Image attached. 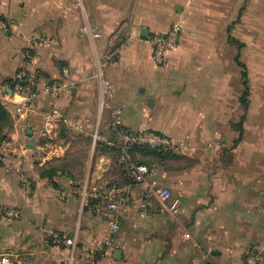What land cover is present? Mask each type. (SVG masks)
I'll return each instance as SVG.
<instances>
[{"label":"crops","instance_id":"obj_1","mask_svg":"<svg viewBox=\"0 0 264 264\" xmlns=\"http://www.w3.org/2000/svg\"><path fill=\"white\" fill-rule=\"evenodd\" d=\"M0 16L15 21L0 34V102L13 119L0 147V207L18 212L0 218V251L16 250L31 264H241L254 252L264 258V0H83L82 10L70 0H0ZM172 23L181 27L178 45L156 65L148 37ZM117 31L126 42L105 69L110 104L121 109L127 130L171 140L169 154L137 162L158 163L159 182L180 203L174 215L155 199L141 216L139 186L130 184L115 247L92 263L108 213L90 195L129 182L117 153L90 137L94 130L108 136L110 110L100 116L95 75L117 46L110 44ZM33 35L43 43L27 69L40 96L23 108L24 96L7 82ZM65 71L75 89L44 95ZM53 107L82 129L62 128L48 140L44 113ZM67 238L74 249L61 243Z\"/></svg>","mask_w":264,"mask_h":264},{"label":"built area","instance_id":"obj_2","mask_svg":"<svg viewBox=\"0 0 264 264\" xmlns=\"http://www.w3.org/2000/svg\"><path fill=\"white\" fill-rule=\"evenodd\" d=\"M71 5L79 10L83 9V0H70ZM15 25L12 18L0 16V34H6ZM181 27L177 23H172L165 33L152 34L148 37L151 49V58L156 65L165 62L166 55L172 52L178 45L181 36ZM100 36L99 34L95 35ZM109 49L105 61L97 71L95 77L101 86L100 96V116L102 111L108 108L109 120L107 123L108 136L97 134L94 140L102 141L118 155V164L124 170L129 182L118 184L111 182L103 191L94 192L90 195L92 199L100 200L105 203V210L108 213L107 226L108 233L106 238L100 243L99 247L93 252L91 262L94 263L96 253L105 255L106 251L115 247V238L119 232V214L122 208L131 202L132 195L130 184L139 186L137 194V206L141 216H144L151 206L153 200L157 199L167 205V209L174 215L179 210V199L172 196L170 190L161 185L158 180L161 167L158 163L141 164L137 160L141 154L135 149L139 146L148 147L158 152L172 150L175 146L171 140L164 135L150 131H129L121 122L122 111L118 107L110 104L113 91L112 84L106 76L105 69L109 64L114 63L123 49L125 42L121 31L112 34L110 44H116ZM43 43L42 39L33 35L25 40V47L22 51L24 59L23 65L17 70L13 89L24 96L23 108L34 106L40 96L37 89L36 75L29 72L27 63L33 60L34 49ZM64 79L50 82L45 85L42 92L46 96L58 95L62 92L71 93L75 89V83L68 79V72H64ZM73 130L78 132L82 129L79 122L71 123L64 118L56 108H49L44 113L43 134L48 140L58 137L59 129ZM59 130V132H58ZM7 141H3L0 147H5ZM264 199V194H263ZM18 212L0 207V218L17 217ZM64 246L74 249L76 244L73 239L67 238L60 240ZM212 249H208L207 254H211ZM0 264H31L26 255L18 251L8 250L0 253ZM241 264H264V258L260 252L249 253L242 260Z\"/></svg>","mask_w":264,"mask_h":264},{"label":"trees","instance_id":"obj_3","mask_svg":"<svg viewBox=\"0 0 264 264\" xmlns=\"http://www.w3.org/2000/svg\"><path fill=\"white\" fill-rule=\"evenodd\" d=\"M245 77V74H243ZM9 88L14 81H8ZM13 128V119L9 113V111L5 108V106L0 102V145L3 141L8 140V135ZM141 155L152 154L157 157H161L163 155H167L171 150H167L166 152H158L157 150L150 149L148 147L139 146L135 148ZM42 176H48V173L41 174ZM52 177V176H51Z\"/></svg>","mask_w":264,"mask_h":264},{"label":"rangeland","instance_id":"obj_4","mask_svg":"<svg viewBox=\"0 0 264 264\" xmlns=\"http://www.w3.org/2000/svg\"><path fill=\"white\" fill-rule=\"evenodd\" d=\"M121 33H122V35H125V36H126L125 33H123V32H121ZM123 40L126 41L125 38H123ZM96 132H97V134H101V132H100L99 130H98V131L94 130V131L91 133L90 137H91V138H94V137L96 138V135H97ZM7 251H8V250L0 251V253L7 252ZM15 251H16V250H15Z\"/></svg>","mask_w":264,"mask_h":264},{"label":"water","instance_id":"obj_5","mask_svg":"<svg viewBox=\"0 0 264 264\" xmlns=\"http://www.w3.org/2000/svg\"><path fill=\"white\" fill-rule=\"evenodd\" d=\"M141 36L146 37V36H147V30L143 29V30L141 31ZM28 148L33 149L34 147H33V146H28Z\"/></svg>","mask_w":264,"mask_h":264}]
</instances>
